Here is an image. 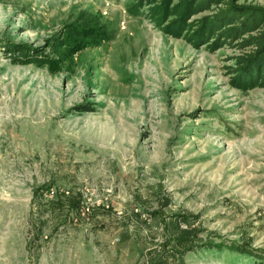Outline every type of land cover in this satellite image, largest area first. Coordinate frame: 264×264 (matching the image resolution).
Returning a JSON list of instances; mask_svg holds the SVG:
<instances>
[{
  "label": "rangeland",
  "instance_id": "rangeland-1",
  "mask_svg": "<svg viewBox=\"0 0 264 264\" xmlns=\"http://www.w3.org/2000/svg\"><path fill=\"white\" fill-rule=\"evenodd\" d=\"M136 1L0 0V264H264V87Z\"/></svg>",
  "mask_w": 264,
  "mask_h": 264
},
{
  "label": "trees",
  "instance_id": "trees-1",
  "mask_svg": "<svg viewBox=\"0 0 264 264\" xmlns=\"http://www.w3.org/2000/svg\"><path fill=\"white\" fill-rule=\"evenodd\" d=\"M136 7L144 8L145 17L162 33L182 38L195 48L237 49L230 84L241 90L264 87V6L239 0H137ZM3 51L13 64L55 69L54 59L41 47L8 41ZM77 107L93 110L89 104ZM261 256L264 259V251Z\"/></svg>",
  "mask_w": 264,
  "mask_h": 264
}]
</instances>
